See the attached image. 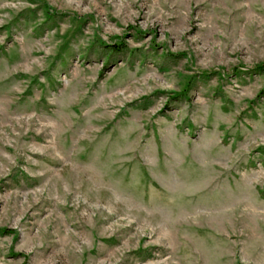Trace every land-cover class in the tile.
Wrapping results in <instances>:
<instances>
[{
  "label": "rangeland",
  "instance_id": "obj_1",
  "mask_svg": "<svg viewBox=\"0 0 264 264\" xmlns=\"http://www.w3.org/2000/svg\"><path fill=\"white\" fill-rule=\"evenodd\" d=\"M0 264H264V0H0Z\"/></svg>",
  "mask_w": 264,
  "mask_h": 264
}]
</instances>
